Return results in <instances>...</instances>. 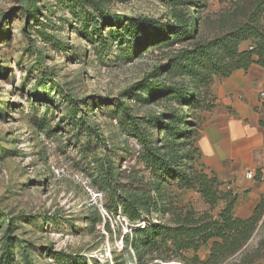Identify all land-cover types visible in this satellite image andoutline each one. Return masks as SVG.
Returning a JSON list of instances; mask_svg holds the SVG:
<instances>
[{
    "label": "rangeland",
    "instance_id": "1",
    "mask_svg": "<svg viewBox=\"0 0 264 264\" xmlns=\"http://www.w3.org/2000/svg\"><path fill=\"white\" fill-rule=\"evenodd\" d=\"M190 1L0 0V264H264V195L259 222L233 252L211 259V240L196 253L162 247L138 255L123 237L145 220L177 224L196 194L176 180L163 185L160 211L134 226L120 211L108 213L94 182L106 161L127 182L130 170L141 182L151 178L120 107L154 134L152 116L194 119L193 105L154 95L155 86L188 84L174 59L241 17L230 0ZM173 8L194 19L191 34L139 47L174 24ZM76 118L89 123L91 136L75 128ZM160 138L168 140L164 132Z\"/></svg>",
    "mask_w": 264,
    "mask_h": 264
},
{
    "label": "trees",
    "instance_id": "2",
    "mask_svg": "<svg viewBox=\"0 0 264 264\" xmlns=\"http://www.w3.org/2000/svg\"><path fill=\"white\" fill-rule=\"evenodd\" d=\"M168 1L175 6L192 3L190 0ZM230 1L233 2L235 14L241 17L240 22L221 35L184 50L174 59V63L188 73V84H156L154 95L173 99L180 105H193L195 109H209L212 107L208 100L210 85L214 78L227 77L236 69L247 70L252 63L264 67V0ZM183 9L173 8L169 17L174 20V24L166 22L164 31L158 32L148 42L140 43L139 47L158 41H166L162 44H167L169 38L178 34L190 35L195 22L186 16ZM93 31L101 36L100 27ZM169 34L170 37H167ZM242 42H248V45L240 49L239 44ZM193 79H196L195 84ZM199 87L203 90L197 92L196 88ZM120 108L126 133L138 142V158L150 170L151 178L141 182V178H137L130 170L126 176L133 180L127 182L124 180V171L108 161L96 167L94 182L102 193V205L108 213L118 214L120 211L129 224L135 226L143 220V215L160 211V190L163 185L174 180L179 189L197 191L211 210L218 201L225 203L216 216L209 211L197 212L191 207L184 208L180 221L175 225L145 220L143 226L131 229L130 237H123L124 244H130L138 255L142 250L158 251L162 247L173 253L186 250L196 253L212 240L211 259L238 249L250 237L261 218L262 198L247 218L233 216L237 194L223 190L222 183L195 165V116L193 120L185 113L179 115L175 112L152 116L148 118V124L155 128L154 134L142 126L137 117L130 115L125 106ZM75 121V128L79 132H84L86 136L92 135L89 123L81 118ZM162 132L168 140L160 138ZM179 146L187 147L186 151L179 153Z\"/></svg>",
    "mask_w": 264,
    "mask_h": 264
},
{
    "label": "crops",
    "instance_id": "3",
    "mask_svg": "<svg viewBox=\"0 0 264 264\" xmlns=\"http://www.w3.org/2000/svg\"><path fill=\"white\" fill-rule=\"evenodd\" d=\"M264 67L252 63L227 77L214 78L210 85L212 107L195 111L197 149L195 165L215 177L223 190L237 194L233 216L244 219L264 195ZM256 178H247L246 172ZM197 212L216 214L224 207L220 200L211 210L194 189ZM192 208V207H191Z\"/></svg>",
    "mask_w": 264,
    "mask_h": 264
},
{
    "label": "built area",
    "instance_id": "4",
    "mask_svg": "<svg viewBox=\"0 0 264 264\" xmlns=\"http://www.w3.org/2000/svg\"><path fill=\"white\" fill-rule=\"evenodd\" d=\"M259 97L264 102V89H261L259 91ZM246 177L247 178H256V174L253 173V172L248 171V172H246Z\"/></svg>",
    "mask_w": 264,
    "mask_h": 264
}]
</instances>
